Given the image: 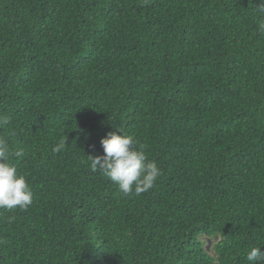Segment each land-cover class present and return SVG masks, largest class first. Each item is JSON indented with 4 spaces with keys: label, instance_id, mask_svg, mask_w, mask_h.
Returning a JSON list of instances; mask_svg holds the SVG:
<instances>
[{
    "label": "trees",
    "instance_id": "obj_1",
    "mask_svg": "<svg viewBox=\"0 0 264 264\" xmlns=\"http://www.w3.org/2000/svg\"><path fill=\"white\" fill-rule=\"evenodd\" d=\"M260 4L0 0V137L33 192L26 210L0 209V264L264 252ZM117 128L161 170L147 192L124 195L90 169Z\"/></svg>",
    "mask_w": 264,
    "mask_h": 264
},
{
    "label": "clouds",
    "instance_id": "obj_2",
    "mask_svg": "<svg viewBox=\"0 0 264 264\" xmlns=\"http://www.w3.org/2000/svg\"><path fill=\"white\" fill-rule=\"evenodd\" d=\"M258 12L262 17L259 30L264 32V0H261ZM7 123V118L0 120V127ZM117 130L101 139L103 155L88 156L90 169L113 182L124 195L147 192L158 180L161 170L155 161L148 159L142 145L139 148L136 146L133 136L125 134L119 128ZM66 145V140L61 139L53 152L60 153ZM16 155L19 156L20 153ZM9 157V143L0 137V209L26 210L33 203V192L17 167L8 162ZM246 261L248 264H264V252L260 247H251L246 254Z\"/></svg>",
    "mask_w": 264,
    "mask_h": 264
}]
</instances>
